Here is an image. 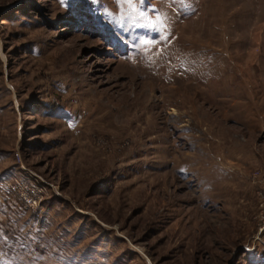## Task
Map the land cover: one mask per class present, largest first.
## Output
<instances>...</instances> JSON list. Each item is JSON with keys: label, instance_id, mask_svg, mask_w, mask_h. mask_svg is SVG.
I'll list each match as a JSON object with an SVG mask.
<instances>
[{"label": "rangeland", "instance_id": "rangeland-1", "mask_svg": "<svg viewBox=\"0 0 264 264\" xmlns=\"http://www.w3.org/2000/svg\"><path fill=\"white\" fill-rule=\"evenodd\" d=\"M0 264H264V0H0Z\"/></svg>", "mask_w": 264, "mask_h": 264}, {"label": "snow or ice", "instance_id": "snow-or-ice-1", "mask_svg": "<svg viewBox=\"0 0 264 264\" xmlns=\"http://www.w3.org/2000/svg\"><path fill=\"white\" fill-rule=\"evenodd\" d=\"M129 3H131V0H128Z\"/></svg>", "mask_w": 264, "mask_h": 264}]
</instances>
